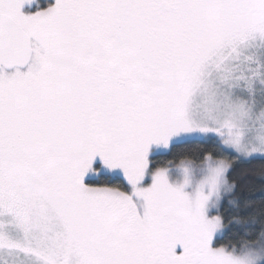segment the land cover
Returning a JSON list of instances; mask_svg holds the SVG:
<instances>
[{"label":"snow or ice","instance_id":"1","mask_svg":"<svg viewBox=\"0 0 264 264\" xmlns=\"http://www.w3.org/2000/svg\"><path fill=\"white\" fill-rule=\"evenodd\" d=\"M253 160L264 0H0V264H264Z\"/></svg>","mask_w":264,"mask_h":264},{"label":"trees","instance_id":"2","mask_svg":"<svg viewBox=\"0 0 264 264\" xmlns=\"http://www.w3.org/2000/svg\"><path fill=\"white\" fill-rule=\"evenodd\" d=\"M204 148H210V146L197 144L177 145L167 159L173 160L177 164L184 158L198 159ZM225 155L227 156V154ZM262 172H264V161L253 160L250 164H234L233 169L229 172V178L230 180L238 181L246 194L251 195L253 198H258L261 189H264V179L260 178ZM221 212L226 225L233 229V231L229 232V238L233 242L243 241L249 238L245 236L244 231L237 230L235 224L229 223L230 220L234 219V215L227 203L223 205ZM248 231L251 233L254 230Z\"/></svg>","mask_w":264,"mask_h":264}]
</instances>
